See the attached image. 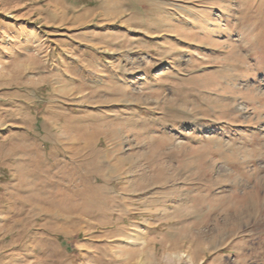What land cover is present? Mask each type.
Wrapping results in <instances>:
<instances>
[{
    "label": "rangeland",
    "instance_id": "374dc122",
    "mask_svg": "<svg viewBox=\"0 0 264 264\" xmlns=\"http://www.w3.org/2000/svg\"><path fill=\"white\" fill-rule=\"evenodd\" d=\"M0 264H264V0H0Z\"/></svg>",
    "mask_w": 264,
    "mask_h": 264
}]
</instances>
